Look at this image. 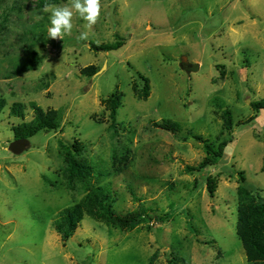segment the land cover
Returning <instances> with one entry per match:
<instances>
[{
    "label": "rangeland",
    "instance_id": "374dc122",
    "mask_svg": "<svg viewBox=\"0 0 264 264\" xmlns=\"http://www.w3.org/2000/svg\"><path fill=\"white\" fill-rule=\"evenodd\" d=\"M36 1L0 2V264H248L237 188L264 199V110L252 106L264 99V0H101L97 24L74 15L63 40L48 38L49 14ZM82 32L89 38L78 42ZM118 38V50L91 47ZM89 66L99 73L83 74ZM116 90L113 134L105 100ZM15 103L24 120L11 115ZM31 103L60 111L61 129L38 132L16 155L3 144L33 119ZM162 121L178 124V136L155 126ZM189 133L229 141L215 166ZM60 142H79L97 175L112 168L114 151H130L104 181L115 212L134 215L129 226L85 217L63 243L55 220L86 191L67 186Z\"/></svg>",
    "mask_w": 264,
    "mask_h": 264
},
{
    "label": "trees",
    "instance_id": "16d2710c",
    "mask_svg": "<svg viewBox=\"0 0 264 264\" xmlns=\"http://www.w3.org/2000/svg\"><path fill=\"white\" fill-rule=\"evenodd\" d=\"M68 0H37L36 8L42 10L44 4H60ZM1 2V0H0ZM124 41L118 38L112 44L95 45L91 47L94 51L111 52L122 48ZM98 70L94 66H89L83 70V74L89 77L94 76ZM143 82L141 89V96L147 99L150 95L149 80L140 75ZM123 95L116 90L111 97L105 100L106 109L109 113V130L113 134H117V113L121 107ZM5 103H0V110ZM252 106L257 111L264 110V99L252 103ZM33 111V119L29 122L23 121L17 127H13L15 139H30L38 132H56L61 129L62 114L55 109L43 110L36 103H31ZM223 109V107H221ZM11 115L19 117L24 120V105L15 103L11 108ZM221 118L224 120V126L232 136L233 115L229 109H225ZM155 126L159 129L169 131L178 136V124L171 121H162L156 123ZM190 137L203 144L206 158L204 163L208 168L215 166L218 161L224 156V150L229 141H223L221 144L213 145L208 140L201 136L189 133ZM182 140H187L188 136L179 137ZM62 148V156L65 162L64 177L67 186L75 190L78 188L86 191L85 197L78 203L67 207L60 212L55 220L54 227L60 235L63 243H66L77 231L85 217L104 223L113 227H127L134 220V215H120L113 209L112 191L109 184H104V181L111 178L115 172H122V165H127L128 154L127 149L123 152V157L117 154L116 151L112 155V168L97 175L95 167L92 163L84 157L82 153V145L76 142L70 146L64 145L60 142ZM188 170H192L188 168ZM241 179L244 181V178ZM212 178H208L207 187L209 194L213 196L214 187ZM237 226L236 232L240 238L246 254L248 264H264V199L256 197L247 187L241 185L237 188Z\"/></svg>",
    "mask_w": 264,
    "mask_h": 264
},
{
    "label": "clouds",
    "instance_id": "9594fccd",
    "mask_svg": "<svg viewBox=\"0 0 264 264\" xmlns=\"http://www.w3.org/2000/svg\"><path fill=\"white\" fill-rule=\"evenodd\" d=\"M42 12L49 14L48 38L63 40L65 35L72 34L74 15L86 21L89 29L96 25L101 17L102 4L101 0H70V3L63 5L46 3ZM37 18L43 19V16ZM88 38V32H82L76 37L78 42Z\"/></svg>",
    "mask_w": 264,
    "mask_h": 264
},
{
    "label": "water",
    "instance_id": "95a60500",
    "mask_svg": "<svg viewBox=\"0 0 264 264\" xmlns=\"http://www.w3.org/2000/svg\"><path fill=\"white\" fill-rule=\"evenodd\" d=\"M99 72H97L94 76H96ZM31 146L30 140L26 138L16 139L10 144H3L8 151L13 154H21L26 151Z\"/></svg>",
    "mask_w": 264,
    "mask_h": 264
},
{
    "label": "flooded vegetation",
    "instance_id": "af4514ba",
    "mask_svg": "<svg viewBox=\"0 0 264 264\" xmlns=\"http://www.w3.org/2000/svg\"><path fill=\"white\" fill-rule=\"evenodd\" d=\"M14 140H16V139H14Z\"/></svg>",
    "mask_w": 264,
    "mask_h": 264
}]
</instances>
